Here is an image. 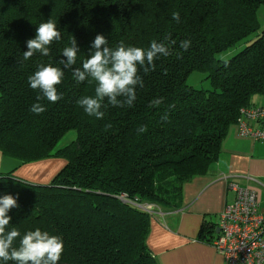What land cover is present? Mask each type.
<instances>
[{"label":"trees","instance_id":"obj_1","mask_svg":"<svg viewBox=\"0 0 264 264\" xmlns=\"http://www.w3.org/2000/svg\"><path fill=\"white\" fill-rule=\"evenodd\" d=\"M260 5L264 0H0V151L20 164L65 160L46 183L0 174V197L17 200L8 230L60 236L58 264H158L146 243L150 218L181 208L184 185L207 173L240 110L264 96ZM49 19L60 39L48 56L36 52L25 60L26 42ZM98 34L112 49L120 41L148 49L156 40L169 50L154 60L155 70L139 69L143 87L136 86L133 105L112 106L105 98L99 120L77 103L94 96L95 82L77 83L72 71L82 70ZM73 38L77 60L64 69L62 51ZM184 40L191 42L187 51L180 47ZM40 65L64 71L55 103L37 101L39 92L28 83ZM193 72L204 73L210 87L189 85ZM157 98L164 103L150 107ZM35 103L46 110L33 113ZM166 111L168 120L161 121ZM141 125L145 133H138ZM71 130L75 138L59 147Z\"/></svg>","mask_w":264,"mask_h":264},{"label":"clouds","instance_id":"obj_2","mask_svg":"<svg viewBox=\"0 0 264 264\" xmlns=\"http://www.w3.org/2000/svg\"><path fill=\"white\" fill-rule=\"evenodd\" d=\"M172 19L179 22V12L172 13ZM60 32L56 29V24L49 19L45 23L39 24L34 39H29L27 51L23 52V57L28 60L34 53L39 52L43 56L50 53L49 45L54 40L60 39ZM175 43V41H173ZM108 41L103 35H96L91 47L89 58L83 61L82 70L72 69L77 60L79 51L75 38L71 40V46L65 47L62 55L66 60H60L64 69H72L77 83L88 80L95 82L94 96H83L77 103L84 112L96 119H102L104 112L101 108L107 98L112 106L131 107L136 100V86L143 87V80L138 75L139 69L143 68L145 74L155 70L154 60L158 55H169V50L164 43L153 40L148 49L136 46H126L124 41H120L115 48L106 45ZM189 40L181 41L180 47L185 51L189 49ZM227 66V61L224 62ZM139 66V67H138ZM64 71L52 65H40L35 73L28 77V83L33 90H38L37 101L47 99L55 103L62 98L58 93L57 85L62 82ZM122 97L123 99H118ZM164 103L163 98L151 101L150 107L160 106ZM175 108V104L169 105ZM45 107L40 103L32 105L30 111L35 114H42ZM168 120V112L161 116V121ZM111 128V124L105 125V130ZM138 133L147 131L146 125H141L137 129ZM17 206V200L11 195L0 197V261H13L15 264H58L64 250L63 240L58 235H52L48 231L36 228L21 236V233L12 228L8 230L11 217L8 212ZM19 240L17 245L16 241Z\"/></svg>","mask_w":264,"mask_h":264},{"label":"crops","instance_id":"obj_3","mask_svg":"<svg viewBox=\"0 0 264 264\" xmlns=\"http://www.w3.org/2000/svg\"><path fill=\"white\" fill-rule=\"evenodd\" d=\"M262 103L264 100L255 102ZM64 163L63 158L52 157L20 164L0 151V174L12 172L33 182H48ZM232 182L254 189L259 211L264 213V141L239 136L236 125L207 173L184 185L181 208L160 211L150 218L146 243L158 264H226L206 240L216 236L219 214L235 196ZM210 225L212 228L203 229Z\"/></svg>","mask_w":264,"mask_h":264},{"label":"built area","instance_id":"obj_4","mask_svg":"<svg viewBox=\"0 0 264 264\" xmlns=\"http://www.w3.org/2000/svg\"><path fill=\"white\" fill-rule=\"evenodd\" d=\"M236 130L241 137L264 141V103L243 107ZM230 188L235 196L220 212L218 232L209 244L226 264H264V213L259 211L257 193L234 182Z\"/></svg>","mask_w":264,"mask_h":264},{"label":"rangeland","instance_id":"obj_5","mask_svg":"<svg viewBox=\"0 0 264 264\" xmlns=\"http://www.w3.org/2000/svg\"><path fill=\"white\" fill-rule=\"evenodd\" d=\"M257 17L260 25V29L264 28V5H260L257 10ZM239 49V46L236 47L235 49L228 50L221 54V57L223 58H228L231 56L234 52H236ZM188 84L193 86L194 88L198 89H208L210 87L209 81L207 78H205V74L201 72H193L189 77H188ZM264 97V96H262ZM264 98H261V100H255L256 103H261ZM76 136V133L74 130L69 131L66 133L58 142V146L62 147L69 142H71Z\"/></svg>","mask_w":264,"mask_h":264},{"label":"water","instance_id":"obj_6","mask_svg":"<svg viewBox=\"0 0 264 264\" xmlns=\"http://www.w3.org/2000/svg\"><path fill=\"white\" fill-rule=\"evenodd\" d=\"M216 232H218V229H216Z\"/></svg>","mask_w":264,"mask_h":264}]
</instances>
